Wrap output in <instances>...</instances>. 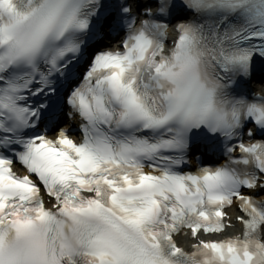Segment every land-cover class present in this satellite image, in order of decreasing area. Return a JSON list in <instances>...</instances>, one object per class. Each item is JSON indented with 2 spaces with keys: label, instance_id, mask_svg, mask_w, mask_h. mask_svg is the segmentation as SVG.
Returning <instances> with one entry per match:
<instances>
[{
  "label": "snow or ice",
  "instance_id": "obj_1",
  "mask_svg": "<svg viewBox=\"0 0 264 264\" xmlns=\"http://www.w3.org/2000/svg\"><path fill=\"white\" fill-rule=\"evenodd\" d=\"M258 73L264 0H0V264H264Z\"/></svg>",
  "mask_w": 264,
  "mask_h": 264
},
{
  "label": "bare ground",
  "instance_id": "obj_2",
  "mask_svg": "<svg viewBox=\"0 0 264 264\" xmlns=\"http://www.w3.org/2000/svg\"><path fill=\"white\" fill-rule=\"evenodd\" d=\"M234 232H236V230Z\"/></svg>",
  "mask_w": 264,
  "mask_h": 264
}]
</instances>
